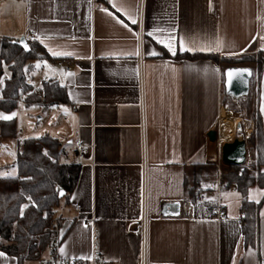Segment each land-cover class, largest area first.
<instances>
[{
    "label": "crops",
    "instance_id": "0c3cea01",
    "mask_svg": "<svg viewBox=\"0 0 264 264\" xmlns=\"http://www.w3.org/2000/svg\"><path fill=\"white\" fill-rule=\"evenodd\" d=\"M32 31L33 42L51 59L32 61L29 84L39 90L55 79L65 85L69 101L46 105L22 97L19 103L53 110L50 136L62 142L64 162L81 164L77 188L57 206L62 253L90 257L96 234L106 258L118 264H140L145 248L150 264H264V202L257 246L245 243L243 196L234 186L221 195L227 215L217 222L212 211L218 197L212 186L230 166L222 158L223 144L246 140L243 166L253 156V109L245 117L224 102L221 62L176 57L206 53L220 60L264 51V0H0V36L25 37L30 44ZM181 41L194 50H181ZM217 42L219 51L195 50ZM63 59L67 65L59 64ZM37 63L44 72L40 80L32 75ZM9 76L5 66L0 99ZM261 110L264 122V73ZM13 113L17 109H0ZM21 139L18 126L17 151ZM77 139L93 145V155L79 158ZM198 193L207 207L197 210L195 220L175 214L184 198ZM263 196L264 188H249L250 201ZM144 213L145 239L137 232ZM92 217L95 227L86 222ZM0 252V264H18Z\"/></svg>",
    "mask_w": 264,
    "mask_h": 264
},
{
    "label": "trees",
    "instance_id": "16d2710c",
    "mask_svg": "<svg viewBox=\"0 0 264 264\" xmlns=\"http://www.w3.org/2000/svg\"><path fill=\"white\" fill-rule=\"evenodd\" d=\"M165 56H169L165 52ZM189 60L210 58L222 64L224 102L236 104L238 98L229 95L224 87V71L229 66H249L253 69L250 93L254 96L252 120L254 128L248 138L253 147L251 167L230 165L222 173L227 186H234L243 196L242 220L246 245L257 246L259 239V202L249 200L252 185L264 188V122L261 110V83L264 73V51L245 52L239 55L217 56L206 53L176 55ZM51 59L40 44L30 41L26 50L16 40L0 36V77L7 66L10 76L5 80L0 109L12 112L17 109L20 95L25 93L27 103L63 104L69 98L65 85L55 79L45 81L36 90L28 82L33 60ZM248 94V95H249ZM1 138H17L18 125L15 118L0 121ZM65 149L62 142L50 135L30 137L18 142L16 165L18 174L0 177V250L14 256L18 264L39 261L45 256L49 243V227L52 222L51 208L68 202L77 188L81 164L64 162ZM61 190L65 191L60 197ZM194 197L196 194H191Z\"/></svg>",
    "mask_w": 264,
    "mask_h": 264
},
{
    "label": "built area",
    "instance_id": "2783aa9c",
    "mask_svg": "<svg viewBox=\"0 0 264 264\" xmlns=\"http://www.w3.org/2000/svg\"><path fill=\"white\" fill-rule=\"evenodd\" d=\"M30 40L34 41L36 39V33L34 31L30 34ZM69 62L68 59H63L59 61L60 65H67ZM69 69V67L67 66ZM26 94L23 93L20 95V98L25 97ZM78 157L85 159L89 156L93 155L94 146L90 144H86L80 139L74 141ZM227 187V181L222 177V174L219 175L218 179L214 182L212 189L217 193L218 197L216 202L212 207V211L216 213L215 221L220 222L223 217H225L226 211L221 208V195L224 189ZM207 205L205 203L204 195L202 193L196 194L194 197H186L182 200L180 205V216L184 219L195 220L197 218V210L199 208H206ZM75 208L77 210H81L79 205H76ZM52 222L49 227V243L47 247V253L44 257H42L37 264H118V262L111 261L106 258L104 253L102 252L99 239L95 234L92 241V248L90 257L84 258L80 256H70L63 254L60 251V245L62 236L59 231L58 221H57V207L51 208ZM242 216H245V211L241 212ZM87 224L96 226L95 218H89ZM149 222V217L146 213L143 214L141 225L137 228V232L141 234L144 239L146 238L147 233V224ZM140 264H150L146 248L143 249L141 253Z\"/></svg>",
    "mask_w": 264,
    "mask_h": 264
},
{
    "label": "rangeland",
    "instance_id": "374dc122",
    "mask_svg": "<svg viewBox=\"0 0 264 264\" xmlns=\"http://www.w3.org/2000/svg\"><path fill=\"white\" fill-rule=\"evenodd\" d=\"M37 65H39V67H36V69L32 72V75H34L36 80H40L43 78L44 72L42 71V64L37 63ZM243 98L244 99L238 101L236 104L230 105L229 108L234 111H238L239 115L246 117L247 115H250V110L254 108V96L249 94ZM16 117L20 130V137L22 138L21 140L30 137L50 135L48 131L52 130V128L55 126L54 111L47 110L45 107L40 108L35 104H31L30 107H28L27 104L19 103ZM253 157L254 152L253 156L250 152L248 159L249 165H246L247 167H251ZM16 158V138L0 137V177H11L18 174ZM26 264L35 263L33 261H29Z\"/></svg>",
    "mask_w": 264,
    "mask_h": 264
},
{
    "label": "water",
    "instance_id": "95a60500",
    "mask_svg": "<svg viewBox=\"0 0 264 264\" xmlns=\"http://www.w3.org/2000/svg\"><path fill=\"white\" fill-rule=\"evenodd\" d=\"M19 45L23 46L28 45L30 49V44L25 37L20 38L16 41ZM230 70H233L232 77L229 78L228 73ZM234 70H248V71H234ZM225 81L224 87L227 94L232 95L235 98H241L249 94L251 88V79L253 76V69L249 66H229L224 71ZM209 136L212 141H216L217 134L215 131H210ZM246 140L236 138L232 142H226L222 146V158L225 163L228 165H237L243 166L247 159V148ZM63 193V194H61ZM65 194L64 190H61L60 197H63ZM175 214H180V207L178 206L177 212Z\"/></svg>",
    "mask_w": 264,
    "mask_h": 264
},
{
    "label": "snow or ice",
    "instance_id": "6c2138e0",
    "mask_svg": "<svg viewBox=\"0 0 264 264\" xmlns=\"http://www.w3.org/2000/svg\"><path fill=\"white\" fill-rule=\"evenodd\" d=\"M105 11H107V10L105 9ZM110 14H111V13H110ZM129 19L131 20V22H132L133 24H136V23H137L136 19L132 18L131 16H129ZM119 22H120V23H123V21H119ZM148 35H149V36H152V35H154V33H153V32H149ZM175 39H176L175 36H170V41H174ZM159 42H160L161 44H165V41L162 40V39H161ZM221 45H222V42H217V47H215V48H213V47H207V48H203V47H201V48H198V49H195V50H198V51H219ZM24 47L27 49V48H28V45L25 44ZM166 47L171 51V53H172L173 55H175V53H176V48L173 46V44H172L171 42L167 43V44H166ZM181 50H183V51H193L194 49H193L192 47H183V41H181ZM137 54H138V53H137ZM150 54H152V55H156L157 53H154V52H153V53H150ZM52 55H54V56H60V55L70 56V55H73V53L52 51ZM37 67H39V65H37ZM234 71H240V72H243V71H248V70H234ZM232 72H233V70H230V71H229V73H228L229 78L232 77ZM68 75H74V74H73V73H68ZM64 111L67 112L68 110H67V109H64ZM15 115H16L15 113H13V114H11V115L0 114V119L11 120V119H13V117H14ZM69 143H71V142H69ZM4 175H7V174H4ZM206 187H207V186H206ZM61 194H63V193H61ZM236 195H238V194H236ZM60 251L63 252L64 249L61 248ZM0 256H4V253L0 252Z\"/></svg>",
    "mask_w": 264,
    "mask_h": 264
}]
</instances>
